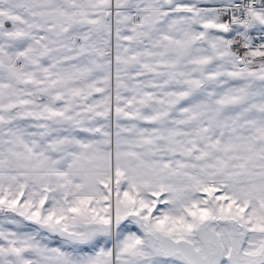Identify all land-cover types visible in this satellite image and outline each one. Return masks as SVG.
Instances as JSON below:
<instances>
[{
    "label": "snow or ice",
    "instance_id": "snow-or-ice-1",
    "mask_svg": "<svg viewBox=\"0 0 264 264\" xmlns=\"http://www.w3.org/2000/svg\"><path fill=\"white\" fill-rule=\"evenodd\" d=\"M0 264H264V0H0Z\"/></svg>",
    "mask_w": 264,
    "mask_h": 264
}]
</instances>
